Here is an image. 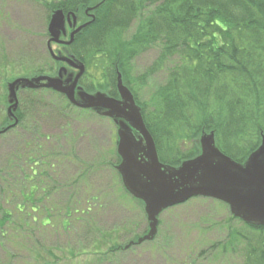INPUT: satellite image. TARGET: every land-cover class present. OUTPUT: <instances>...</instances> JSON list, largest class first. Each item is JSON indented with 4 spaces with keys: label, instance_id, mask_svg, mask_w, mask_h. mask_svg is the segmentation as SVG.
<instances>
[{
    "label": "rangeland",
    "instance_id": "obj_1",
    "mask_svg": "<svg viewBox=\"0 0 264 264\" xmlns=\"http://www.w3.org/2000/svg\"><path fill=\"white\" fill-rule=\"evenodd\" d=\"M59 1L0 0V127L11 106L5 96L13 79L55 77L62 68L56 67L46 48L49 8ZM63 33L69 34L67 28ZM48 50L56 53L54 44ZM157 55L150 50L131 61L133 75L146 73ZM112 60H87L77 87L91 94L106 86L103 91L108 95L112 89L106 77ZM76 74L69 70L67 81L72 82ZM164 81L163 73L147 78L137 100L146 101ZM51 91L54 94L46 91L43 96L16 91L21 120L0 136V221L5 224L0 228V264H49L54 261L52 255L58 264L240 262L237 253L220 256L213 248L228 241V231L237 228L236 221H230L229 206L204 197L159 212L154 240L99 260L95 249L101 247L98 252L106 253L114 240L121 246L143 235L147 227L144 206L127 197L119 183L116 167L121 157L113 122L94 110L67 105L64 97ZM186 148L187 144L180 151ZM68 212L72 223L58 232L55 223L67 219ZM46 214L52 228L40 226ZM88 219H95L91 227Z\"/></svg>",
    "mask_w": 264,
    "mask_h": 264
},
{
    "label": "trees",
    "instance_id": "obj_2",
    "mask_svg": "<svg viewBox=\"0 0 264 264\" xmlns=\"http://www.w3.org/2000/svg\"><path fill=\"white\" fill-rule=\"evenodd\" d=\"M85 3L89 4L87 13L79 16L89 24L64 51L67 57L84 65L89 59H113L106 77V84L112 89L108 96L118 98L116 81L120 75L123 86L141 109L163 165L178 167L197 157L202 133H213L217 149L239 164L259 147L264 137V0H61L49 8V19L55 10L66 14L81 10ZM150 50L157 51L156 60L146 73L134 76L131 61ZM157 73L164 74V83L146 101H138L136 94L144 81ZM22 86L18 85V92L54 94L45 88ZM12 115L10 120L6 110L0 136L21 120L18 107ZM185 144L188 148L181 152L180 147ZM117 176L123 193L143 207L124 189L119 173ZM46 217L40 226L52 228L50 216ZM66 218L55 223L58 232L66 231L72 223L71 212ZM93 220H86L87 226L91 227ZM145 220L147 227L142 236L148 231L149 221ZM4 225L0 221L1 229ZM159 225L158 221L156 234ZM236 226L228 231V241L213 248L218 249L220 256L237 253V264H264V227L241 221H236ZM142 236L121 246L114 240L107 247L108 253L98 252L99 246L94 254L107 261L108 254L129 250ZM51 257L54 261L49 264H58L55 256Z\"/></svg>",
    "mask_w": 264,
    "mask_h": 264
},
{
    "label": "water",
    "instance_id": "obj_3",
    "mask_svg": "<svg viewBox=\"0 0 264 264\" xmlns=\"http://www.w3.org/2000/svg\"><path fill=\"white\" fill-rule=\"evenodd\" d=\"M75 18L73 14L65 18L62 11L52 14L48 25L51 36L48 46L52 42L62 43L59 39L64 34L66 22L70 25L72 19L75 27ZM87 25L74 29L65 45L72 43L74 35ZM52 57L77 70L72 82L66 79L68 70L65 67L59 69L56 77L15 80L8 87V102L11 105L7 109L9 119L12 120V112L17 109L16 91L21 83L22 88L52 89L65 95L73 106L94 110L98 115L110 118L117 127V153L121 157L116 170L127 193L142 202L149 221L147 233L134 244L153 240L159 212L194 197L223 202L229 206L233 218L248 225L264 227L263 136L259 147L242 164L234 162L217 149L213 133H202L197 142L200 148L197 157L182 162L178 167L163 165L159 162L155 143L143 122L141 109L135 104L131 92L123 86L120 75L116 83L118 100L102 92L87 94L77 87L84 66L73 57Z\"/></svg>",
    "mask_w": 264,
    "mask_h": 264
},
{
    "label": "flooded vegetation",
    "instance_id": "obj_4",
    "mask_svg": "<svg viewBox=\"0 0 264 264\" xmlns=\"http://www.w3.org/2000/svg\"><path fill=\"white\" fill-rule=\"evenodd\" d=\"M86 1V0H85ZM88 3H85V6H84V4L82 5V6H84V7H82V9L81 10H79V13H85V11H86V7H88ZM76 11H78L77 9H76ZM84 15V14H83ZM88 18V17H87ZM77 22H79V23H82V18H79L78 20H77ZM72 27H73V25H72ZM66 28H67V30H68V33L70 34L71 33V28H70V26L69 25H67L66 26ZM69 34L68 35H66V36H68L69 37ZM57 48H56V53L57 54H59L60 52H62L63 51V49H64V47L62 46V45H55Z\"/></svg>",
    "mask_w": 264,
    "mask_h": 264
}]
</instances>
